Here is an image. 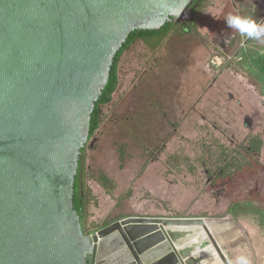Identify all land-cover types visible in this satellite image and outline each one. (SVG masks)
<instances>
[{"label": "water", "instance_id": "obj_1", "mask_svg": "<svg viewBox=\"0 0 264 264\" xmlns=\"http://www.w3.org/2000/svg\"><path fill=\"white\" fill-rule=\"evenodd\" d=\"M192 0H0V264H185L166 221L85 233L75 176L91 114L133 31Z\"/></svg>", "mask_w": 264, "mask_h": 264}, {"label": "rangeland", "instance_id": "obj_2", "mask_svg": "<svg viewBox=\"0 0 264 264\" xmlns=\"http://www.w3.org/2000/svg\"><path fill=\"white\" fill-rule=\"evenodd\" d=\"M220 13L209 0L194 33L137 38L121 55L117 88L84 152L85 232L160 219L185 264H235L241 255L264 264V169L225 182L220 208L204 187L203 162L214 171L215 159L233 155L224 152L232 135L237 143L264 124L257 86L244 88L232 78L244 73L213 57L231 32ZM234 201L242 204L228 213Z\"/></svg>", "mask_w": 264, "mask_h": 264}, {"label": "flooded vegetation", "instance_id": "obj_3", "mask_svg": "<svg viewBox=\"0 0 264 264\" xmlns=\"http://www.w3.org/2000/svg\"><path fill=\"white\" fill-rule=\"evenodd\" d=\"M208 1L192 0V3L188 6V11H192L193 18L188 22H180L182 28L189 29L195 15H204ZM214 5L221 12L220 15L239 14L241 16H249L256 20L257 23H264V0H214ZM219 40L218 48L213 52V57L220 62L231 63L237 68L238 73H244V75L238 74L232 76V78L237 79V82L244 88L247 84L249 89L251 88V81L259 83L258 77L254 74L253 70H256L255 67L259 68L262 64L260 62H263L264 43L247 40L235 29H231L227 38L221 35ZM225 50L229 51V55L224 54ZM219 66H221V63ZM257 88L259 90L258 93L264 97L259 87ZM262 105H264V101H262ZM243 125L252 130L255 127L247 119L244 120ZM232 138L230 140L231 146L227 150H224V152H231L233 155H221L223 158L219 157L215 159L212 165H218V163L219 165L214 171H211L210 167H207L203 162L204 187L211 190L210 197L213 201L210 205L214 208H220L226 204V187L223 185L225 182L232 183L235 180V175L256 170V164H260L264 169V124L260 126L257 132L250 130L244 134L242 139L237 143H235L234 135H232ZM91 140L92 138L88 140L87 144L91 145ZM241 204L240 201L230 203L227 206V212H237Z\"/></svg>", "mask_w": 264, "mask_h": 264}, {"label": "trees", "instance_id": "obj_4", "mask_svg": "<svg viewBox=\"0 0 264 264\" xmlns=\"http://www.w3.org/2000/svg\"><path fill=\"white\" fill-rule=\"evenodd\" d=\"M172 29H177L178 31H181L183 33H194V29H195L194 21L193 23H191L189 29L182 28V25L180 23H166L159 31L156 32L133 31L132 33H130L127 40L123 43L122 47L114 57V62L110 69L109 79L98 101L95 104L93 113L91 114L90 125H89V139L93 138L95 132L99 128L100 120H101V107L108 104L111 101L112 94L117 88L118 63L123 52L126 51L137 38H141L144 41L155 37L162 38ZM85 148L86 147H84L81 150V155L79 157L77 174L75 176L74 195H73L74 209L76 210L79 216L80 223L84 232H85L84 221L87 217V205H88V197H87L88 195L85 192V188H86L85 187L86 169L84 166Z\"/></svg>", "mask_w": 264, "mask_h": 264}, {"label": "clouds", "instance_id": "obj_5", "mask_svg": "<svg viewBox=\"0 0 264 264\" xmlns=\"http://www.w3.org/2000/svg\"><path fill=\"white\" fill-rule=\"evenodd\" d=\"M225 24L227 28L235 29L247 40L264 43V23H257L249 16L229 14L225 18ZM235 264H251V260L249 257L241 255L236 258Z\"/></svg>", "mask_w": 264, "mask_h": 264}, {"label": "crops", "instance_id": "obj_6", "mask_svg": "<svg viewBox=\"0 0 264 264\" xmlns=\"http://www.w3.org/2000/svg\"><path fill=\"white\" fill-rule=\"evenodd\" d=\"M263 62H260L262 63L259 68L255 67L256 70L254 72V74L258 77V80H259V83H255L254 81L250 82L251 84H255L257 87H259L260 91L264 94V59L262 60ZM252 69V68H251Z\"/></svg>", "mask_w": 264, "mask_h": 264}]
</instances>
